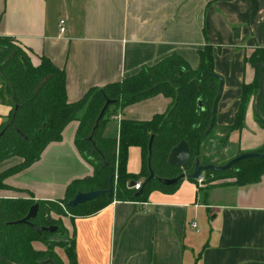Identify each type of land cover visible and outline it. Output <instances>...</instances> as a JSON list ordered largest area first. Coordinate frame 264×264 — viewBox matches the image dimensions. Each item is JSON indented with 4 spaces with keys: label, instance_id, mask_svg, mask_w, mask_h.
<instances>
[{
    "label": "crops",
    "instance_id": "crops-1",
    "mask_svg": "<svg viewBox=\"0 0 264 264\" xmlns=\"http://www.w3.org/2000/svg\"><path fill=\"white\" fill-rule=\"evenodd\" d=\"M65 7L56 12L51 0H0V35L12 37L35 64L47 56L63 69L69 101L171 54L196 68L199 50L210 43L214 70L224 79L216 121L234 122L242 86L256 76L246 58L264 46V0H68ZM234 27L240 28L239 37ZM255 97L243 129L229 137L244 152L264 145ZM171 101L158 94L111 113L104 135L117 137L122 118L151 119ZM10 111L0 103V128ZM78 126V120L71 121L62 140L50 142L38 161L8 176L11 188L0 189V198L57 200L74 179L92 175L93 166L75 143ZM21 161L14 156L0 162V172ZM142 163L141 148L131 146L128 171L139 173ZM55 217L74 240L78 264H186V251L194 254L197 245L192 264H264V174L257 182L211 189L185 178L176 190H154L146 201L114 200L92 215ZM199 218L209 226L207 241L200 244L194 237ZM60 255L69 264L65 252Z\"/></svg>",
    "mask_w": 264,
    "mask_h": 264
},
{
    "label": "trees",
    "instance_id": "trees-1",
    "mask_svg": "<svg viewBox=\"0 0 264 264\" xmlns=\"http://www.w3.org/2000/svg\"><path fill=\"white\" fill-rule=\"evenodd\" d=\"M234 34L239 37V27H234ZM199 56L200 63L194 68L183 56L168 55L154 64L143 65L138 72L120 81L90 88L80 100L71 102L67 96L66 73L63 69L47 56H41V61L35 64L30 54L12 37L0 35V103L11 106L9 117L0 128V162L14 156L22 158L20 163L0 172V189L11 188L5 182L8 176L38 161L50 142L62 140L65 127L73 120L79 121L76 146L94 168L92 175L70 182L61 199L0 198V264H51L47 262L48 259L56 264H65L53 248L56 245L64 248L69 264H78L74 240L71 239L70 244H67L65 240L52 238L55 233L65 231L61 219L55 216L68 213L72 216H88L114 200L146 201L154 190L172 192L181 181L167 186L158 177H175L184 170L193 172L197 157L204 164L226 163L205 159L202 147L214 129L224 131L223 140L227 142L233 131L243 129L250 100L260 88L257 65L264 62V46L257 47L246 58L255 68L256 76L252 83L242 86L241 102L234 122L219 126L215 121L209 133L207 130L220 80L214 70L213 46L207 43L199 50ZM158 94L172 100L164 113H157L147 120L122 118L117 137L104 135L111 113ZM107 99L115 101L108 106L95 128ZM260 109L261 115L256 112V118L264 128V94ZM151 139V165L155 178L147 182L141 195L136 196L137 190L130 187L129 183L141 181L142 187L143 181L149 176ZM181 140L188 142L191 157L184 168H177L170 166L167 158L170 150ZM131 146H139L142 151L143 163L139 173L127 171ZM243 152L238 150L236 155ZM256 152L264 153V145ZM112 172L115 183L112 198L106 193L77 207L68 206V202L80 190L108 189ZM210 174L233 177L237 185L257 182L264 174V158H246L229 169L205 172L207 176ZM36 202L40 204L39 212L32 221L40 227L56 224L59 226L57 232L40 234L26 223H10L23 218ZM35 241L49 245L48 249L36 248Z\"/></svg>",
    "mask_w": 264,
    "mask_h": 264
},
{
    "label": "water",
    "instance_id": "water-1",
    "mask_svg": "<svg viewBox=\"0 0 264 264\" xmlns=\"http://www.w3.org/2000/svg\"><path fill=\"white\" fill-rule=\"evenodd\" d=\"M257 67H258L257 73L259 75V80H260V88L255 97V108H256V112L261 115L260 106H261V99L264 94V62L259 63ZM219 80L220 81H219L218 92L213 102L212 118L209 124V128L207 130L208 133L212 130L214 123L216 121L218 103H219V100L221 99L223 89H224V79L220 75H219ZM114 101L115 100L107 99L106 104L99 115V118L97 120V125L95 128L98 127L99 121L103 118L108 106L114 103ZM199 103L202 104L201 100H199ZM153 137L154 135L152 136V139ZM152 139L149 145L150 154L148 158V167H149L150 174L143 181L142 187L136 191L135 193L136 196L141 195L143 192V188L147 184V182L155 178V172L151 165ZM190 157H191V150H190V146L188 142L186 140H181L170 150L168 158H167V162L170 166L177 167V168H184L190 162ZM253 157L264 158V153L243 152L241 154L234 156L233 158H231L229 161H227L225 164H222V165L215 164V163L204 164L201 162L200 158L197 157L193 172H187V173L183 172L175 177H158V180L162 184L167 185V186L176 185L177 183H179L181 180L185 178L190 179V180H198L208 170H215V171L226 170V169L231 168L233 165H235L236 163H238L239 161L243 159L253 158ZM109 182H110V186L108 189H94V190H89V191H81V190L78 191L75 194V196L68 202V206L71 208L77 207L79 204H83L87 201H91L106 193H108L109 197L112 198L114 195V187H115L113 172L110 176ZM135 184L136 182L133 180L129 183V186L133 187ZM39 206L40 204L36 202L29 208L28 213L23 218L16 220V221H12L10 223H26L30 227L37 230L40 234H43L44 232H50V233L57 232L59 229V226L56 224L40 227L32 221L38 215ZM47 262H50L51 264H56L51 259H48Z\"/></svg>",
    "mask_w": 264,
    "mask_h": 264
},
{
    "label": "rangeland",
    "instance_id": "rangeland-1",
    "mask_svg": "<svg viewBox=\"0 0 264 264\" xmlns=\"http://www.w3.org/2000/svg\"><path fill=\"white\" fill-rule=\"evenodd\" d=\"M51 1H53V3L55 4V11L56 12H58L60 9H62V11H63V9L66 8L65 6L68 3V0H51ZM224 137H225L224 131H218V129H214V131L212 132V135L209 136V138L204 142L203 147H202V154H203L205 159L212 160V161L217 162V163H222V162L229 161L231 158H233L237 154L236 152L238 150L235 147V145H233L229 139H228V142L224 141L223 140ZM130 163H131L130 166L134 165L133 160H131ZM127 165H128V162H127ZM127 171H128V169H127ZM128 172H130V171H128ZM133 173H135V172H133ZM203 177H204V179L202 182H199L198 180L196 182L202 186H206V187L209 186L210 189L222 187V186H225L227 184L235 185L234 182L236 180L233 177L218 176L215 174H210L209 176H207V175H205V173L203 174ZM198 223H199L198 225H199L200 232L197 235H194V237H195L197 243L200 244V241L198 242V240H202L204 242L207 241V236H208L207 234L209 232V226H208V224H206L204 222V220L202 218L198 219ZM190 237H192V236H190ZM52 238L55 240H58V241L65 240V242L67 244H70V240H71V237L65 231H63L62 233H55L52 236ZM35 242L40 246V249H42V250L48 249L49 245H46L45 243H43L41 241H35ZM68 246H70V245H68ZM199 247H200L199 245H197V247L195 246V252H194L195 255L193 254L191 249L188 248V251H186V256H185V263L186 264H192V258L191 257L193 255L194 256L198 255ZM53 248L55 249V251L59 255L61 253L65 252L64 248L61 245H56ZM66 258H67V256H66Z\"/></svg>",
    "mask_w": 264,
    "mask_h": 264
},
{
    "label": "built area",
    "instance_id": "built-area-1",
    "mask_svg": "<svg viewBox=\"0 0 264 264\" xmlns=\"http://www.w3.org/2000/svg\"><path fill=\"white\" fill-rule=\"evenodd\" d=\"M65 23H66V21H65V19H61L60 20V30L63 32V31H65L66 30V28H65ZM119 119H120V117H119ZM121 121V120H120ZM203 179H204V177H203V175L198 179V181L199 182H202L203 181ZM141 183L142 182H137L133 187L136 189V190H139L140 188H141ZM63 205V204H62ZM69 214V213H68ZM192 226L193 227H197V223L196 222H193L192 223ZM197 231H199V229H197Z\"/></svg>",
    "mask_w": 264,
    "mask_h": 264
},
{
    "label": "flooded vegetation",
    "instance_id": "flooded-vegetation-1",
    "mask_svg": "<svg viewBox=\"0 0 264 264\" xmlns=\"http://www.w3.org/2000/svg\"><path fill=\"white\" fill-rule=\"evenodd\" d=\"M183 172L187 173V172L184 170V171H181L179 174H181V173H183Z\"/></svg>",
    "mask_w": 264,
    "mask_h": 264
}]
</instances>
